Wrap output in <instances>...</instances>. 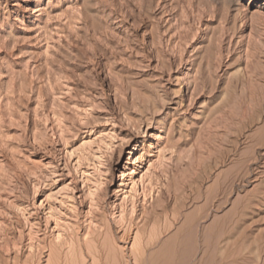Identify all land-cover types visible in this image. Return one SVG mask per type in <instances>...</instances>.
<instances>
[{
  "label": "rangeland",
  "instance_id": "374dc122",
  "mask_svg": "<svg viewBox=\"0 0 264 264\" xmlns=\"http://www.w3.org/2000/svg\"><path fill=\"white\" fill-rule=\"evenodd\" d=\"M134 261L264 264V0H0V264Z\"/></svg>",
  "mask_w": 264,
  "mask_h": 264
},
{
  "label": "bare ground",
  "instance_id": "6f19581e",
  "mask_svg": "<svg viewBox=\"0 0 264 264\" xmlns=\"http://www.w3.org/2000/svg\"><path fill=\"white\" fill-rule=\"evenodd\" d=\"M215 63H216V68H215V70H214L213 72H215V74H218V70H219L221 67H223V65H225L224 57L219 55V56L217 57V60H216ZM238 71H240V70H238ZM210 72H211V71H210ZM203 74H204V73H203ZM199 76H200V75H199ZM204 77H205V76H204ZM204 77H203V78H204ZM231 81H232V80H231ZM203 85H204V84H203ZM227 86H228V85H226V88H227ZM201 87H202V86H201ZM203 87H204V86H203ZM211 88H212V89H215V88H218V86H217L216 84H213ZM198 89H199V88H198ZM205 91H206V90H205ZM135 148H136V147H135ZM131 153H134V151L132 150ZM185 178H186V177H185ZM193 178H194V177H193ZM193 178H192V181H194ZM198 178H199V177H198ZM195 179H196V178H195ZM189 180H190V179H189ZM184 181H185V180H184ZM186 182H187V181H186ZM198 182H199V181H198ZM188 183H189V182H188ZM168 184H169V183H168ZM186 184H187V183H186ZM191 184H192V183H191ZM187 185H188V184H187ZM193 185H194V183H193ZM188 187H189V185H188ZM190 187H191V186H190ZM193 187H194V186H193ZM180 189H181V188H180ZM187 189H188V188H187ZM189 189H190V188H189ZM189 191H190V190H189ZM189 191H188V192H189ZM175 192H176V191H175ZM206 192H207V191H206ZM224 192H225V191H224ZM169 193H171V192H169ZM182 193H183V192H182ZM174 194H176V193H174ZM174 194H173V195H174ZM187 194H188V193H187ZM187 194H186V196H187ZM191 194H192V191H191ZM202 194H203V193H202ZM171 195H172V194H171ZM184 195H185V194H184ZM176 196H177V195H176ZM176 196H175V197H176ZM195 196H196V193H195ZM205 196H207V195H205ZM163 197H164V196H163ZM163 197H162V198H163ZM207 197H208V196H207ZM210 197H211V196H210ZM210 197H209V198H210ZM177 198L179 199V197H177ZM186 198H187V197H186ZM192 198H193V197H192ZM192 198H191V199H192ZM164 199H165V200H164V202H165V204H164V211H167L168 208H169V205H170L171 199H170L169 195H166V198H164ZM202 199H203V198H202ZM219 199H220V197H219ZM221 199H222V198H221ZM224 199H227V198H224ZM224 199H223V200H218V199H217V200H218L217 202H215L214 204L212 203L213 206H214L215 212H216V210L222 208V206H223L224 203L226 202V200H224ZM183 200H184V198H183ZM183 200H182L181 202H179V203L177 204V206H179V205H180V207L184 206L186 203H185ZM215 200H216V199H215ZM177 201H178V200H177ZM186 201H187V200H186ZM199 201H200V200H199ZM206 201H207V200H206ZM227 201H228V199H227ZM191 202H192V201H191ZM196 202H197V201H196ZM212 202H213V200H212ZM162 203H163V202H162ZM162 203H161V204H162ZM161 204H160V207H162ZM187 204H189V203H187ZM194 204H195V203H194ZM194 204H193V205H194ZM174 205H175V204H174ZM174 205H173V206H174ZM174 207H175V206H174ZM186 207H187V206H186ZM155 208H156V207H155ZM201 208H202V207H201ZM212 208H213V207H212ZM172 209H173V208H172ZM182 209H183V208H182ZM202 209H203V208H202ZM202 209H201V210H202ZM156 210H157V208H156ZM162 210H163V209H162ZM164 211H163V212H164ZM167 212H168V211H167ZM194 212H196V211H194ZM207 212H208V211H207ZM243 213H244L243 209L240 210L239 217H241V216L243 215ZM175 214H176V213H175ZM177 214H178V213H177ZM206 214H207V213H205V215H203V216L205 217ZM173 215H174V214H173ZM201 215H202V214H201ZM174 216H175V215H174ZM176 216H177V215H176ZM210 216H211V215H210ZM171 217H172V216H171ZM190 217H191V216H190ZM206 217H207V216H206ZM214 217H215V216H214ZM163 218H164V216H163ZM166 218H167V217H166ZM173 218H174V217H173ZM214 219H216V218H214ZM201 220H202V219H201ZM216 220H217V219H216ZM173 221H174V220H173ZM202 221H203V220H202ZM165 222H166V221H165ZM169 222H170V221H169ZM214 222H216V221H214ZM156 223H158V222H156ZM166 223H168V222H166ZM199 223H200V222H199ZM196 224H198V223L196 222ZM145 225H146V224H145ZM152 226H153V225H152ZM154 226H155V225H154ZM223 226H224V225H222V228H223ZM164 228H165V229L169 228V225L165 226ZM170 228H171V226H170ZM222 228H221V229H222ZM228 228H229V227H228ZM188 229H189V228H188ZM196 229H198V228H196ZM230 229H231V228H230ZM150 230H151V228H150ZM158 230H159V229H158ZM224 230H225V229H224ZM224 230L222 229V231H224ZM227 230H228V229L226 228V230H225L224 232L220 231V233H221V234H222V233H223V234H225V233L227 234ZM153 231H154V229H153ZM166 231H167V230H166ZM186 231H187V230H186ZM141 232H142V231H141ZM163 232H164V231H163ZM148 233H149V232H148ZM218 233H219V232H218ZM229 234H230V233H229ZM229 234H227V235H229ZM151 235H152V234H151ZM218 235L220 236V234H218ZM137 236H139V235L137 234ZM154 236H155V235H154ZM157 236H158V235H157ZM135 237H136V236H135ZM150 237H151V236H150ZM150 237H148V238H150ZM152 237H153V236H152ZM186 237H189V235H187ZM221 237H223V236L221 235ZM224 237H225V236H224ZM156 238H159V237H156ZM174 238H175V237H174ZM139 239H141V238H139ZM139 239H137V241H138ZM153 239H154V238H153ZM156 240H157V239H156ZM179 240H180V239H179ZM190 240H191V239H190ZM134 241H136V239H135ZM138 242H139V241H138ZM135 243H136V242H135ZM150 243H151V242L147 240V242H146V243L144 242L142 246H143L144 248H146V246H148ZM196 243H197V242H196ZM203 243H204V242H203ZM206 243H207V242H206ZM140 244H141V243H140ZM209 244H210V243H209ZM225 244H226V243H225ZM170 245H171V244H170ZM172 245H173V244H172ZM174 245H175V243H174ZM212 245H213V244H212ZM133 246H134V244H133ZM138 246H139V245H138ZM142 246H141V248H143ZM210 246H211V245H210ZM227 246H228V245H227ZM208 247H209V246H208V244H207V250L210 249V248H208ZM221 247H222V246H221ZM137 248H138V247H137ZM150 248H151V247H150ZM160 248H161V247H160ZM171 248H172V247H171ZM173 248H174V247H173ZM88 249H89V248H88ZM95 249H96V248H95ZM100 249H101V248H100ZM205 249H206V247H205ZM108 250H109V249H108ZM207 250H206V252H207ZM210 250H211V249H210ZM88 251H89V250H88ZM106 251H107V250H106ZM111 251H112V250H111ZM142 251H143V250H142ZM202 251H203V250H202ZM89 252H90V251H89ZM92 252H93V251H92ZM114 252H115V251H114ZM140 252H141V249H140ZM149 252H150V251H149ZM206 252L204 251V253H206ZM210 252H211V251H209V253H210ZM103 253H104V252H103ZM133 253H134V252H133ZM179 253H180V252H179ZM179 253H178V254H179ZM114 254H115V253H113L112 256H114ZM150 254H151V253H150ZM202 254H203V252H202ZM108 255H109V254H108ZM96 256H97V254H96ZM106 256H107V255H106ZM143 256H144V255H143ZM100 257H101V256H100ZM134 257H136V256H134ZM94 258H95V257H94ZM106 258H107V257H106ZM113 258H114V257H113ZM170 258H171V257H170ZM170 258H169V259H170ZM111 259H112V258H111ZM134 259H135V258H134ZM108 260H109V259H108ZM116 260H117V259H116ZM167 260H168V258H167ZM167 260H166V261H167ZM104 261H105V260H104ZM148 261H149V260H148ZM134 262H135V261H134ZM146 262H147V261H146ZM164 262H165V261H164ZM103 263H104V262H103ZM113 263H114V262H113ZM113 263H110V264H113ZM121 263H122V262H121ZM132 263H133V262H132ZM137 263H138V262H137ZM170 263H171V262H170ZM54 264H57V263L55 262ZM135 264H136V262H135ZM138 264H139V263H138ZM171 264H172V263H171Z\"/></svg>",
  "mask_w": 264,
  "mask_h": 264
}]
</instances>
